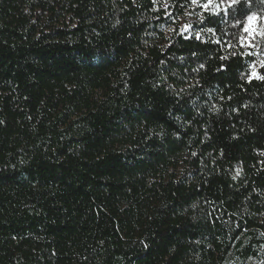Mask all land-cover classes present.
I'll list each match as a JSON object with an SVG mask.
<instances>
[{"label": "trees", "instance_id": "16d2710c", "mask_svg": "<svg viewBox=\"0 0 264 264\" xmlns=\"http://www.w3.org/2000/svg\"><path fill=\"white\" fill-rule=\"evenodd\" d=\"M205 2L0 0V264H264V0Z\"/></svg>", "mask_w": 264, "mask_h": 264}, {"label": "snow or ice", "instance_id": "6c2138e0", "mask_svg": "<svg viewBox=\"0 0 264 264\" xmlns=\"http://www.w3.org/2000/svg\"><path fill=\"white\" fill-rule=\"evenodd\" d=\"M193 4H196L198 0H192ZM243 0H206L205 3L201 4L200 6L205 10L208 11L210 15L220 16L222 13L227 15L229 14V10L233 7L238 6L242 3ZM255 19L254 16H247V21L249 22V26L245 27V32H252L254 29L251 27V22ZM212 31V29H208ZM264 35V33H261Z\"/></svg>", "mask_w": 264, "mask_h": 264}, {"label": "rangeland", "instance_id": "374dc122", "mask_svg": "<svg viewBox=\"0 0 264 264\" xmlns=\"http://www.w3.org/2000/svg\"><path fill=\"white\" fill-rule=\"evenodd\" d=\"M255 19L251 22V27L254 29L252 32H245L243 37V44L245 47L251 45V40L256 39L257 37H263L261 33H264V19H260L257 16H254ZM249 26V22L247 21L246 26Z\"/></svg>", "mask_w": 264, "mask_h": 264}]
</instances>
